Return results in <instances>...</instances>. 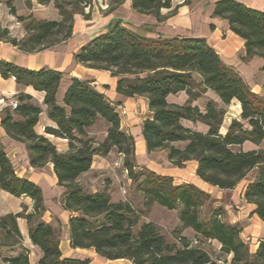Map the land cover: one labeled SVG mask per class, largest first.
Masks as SVG:
<instances>
[{"label": "trees", "instance_id": "16d2710c", "mask_svg": "<svg viewBox=\"0 0 264 264\" xmlns=\"http://www.w3.org/2000/svg\"><path fill=\"white\" fill-rule=\"evenodd\" d=\"M36 1L42 6L53 4L60 19L29 17L22 39H5L26 54L53 49L72 39L76 16L89 20L85 8H91L90 0ZM182 1L190 4L189 0ZM132 9L152 15L158 22L165 19L162 10H171L172 15L176 11L172 0H132ZM213 17L227 21L231 32L244 41L243 61L264 59V11L239 0H219ZM7 34L8 31H1L0 40ZM74 60L117 78L118 94L147 100L151 116L142 124V136L148 154L166 152L168 161L179 169L195 162L197 177L220 190H234L253 174L243 198L255 207L253 213L264 222V97L254 93L239 72L226 65L205 40L147 38L124 28L118 21L82 46ZM0 75L44 92L48 117L56 125L46 127L44 133L68 142V151L61 153L45 135L37 134L35 128L42 110L28 95L19 96L17 110L4 111L1 126L9 138L25 144L30 166L38 169L53 165L58 186L65 190L63 208L71 213L68 225L73 249H92L107 260H129L133 264H264V241L251 252L249 244L241 238L240 228L223 222L215 213H203L211 197L194 184L176 185L172 177L152 173L138 185L146 201L143 214L131 202H113L107 190L97 193L85 190L80 179L91 171L95 156L107 157L115 149L124 156L127 168H132L136 157L135 138L122 130L117 105L100 93L93 82L72 79L63 105H59L57 93L62 73L30 71L0 61ZM181 93L188 97L185 104L169 102V97ZM209 94L214 98L208 99ZM204 98L203 109L194 105ZM232 103L240 105V115L223 133L226 107ZM101 120L106 124L107 134L98 142L89 129ZM190 124H203L207 131L200 132ZM245 144L255 148L246 150ZM0 189L34 202L33 213L29 214L24 207L18 214L0 217L3 239L0 245L14 247L21 243L18 220L24 219L31 243L42 253L38 264L91 263L88 259L63 256L60 230L43 220L46 209L42 190L16 173L1 143ZM154 203L179 211L181 233L173 242L167 240L154 222L141 223L142 215L148 214ZM186 229L195 233L193 239L183 235ZM212 241L220 244L221 254L231 257L230 261L215 259L205 249ZM5 261L28 264L29 252L24 250L18 257Z\"/></svg>", "mask_w": 264, "mask_h": 264}, {"label": "crops", "instance_id": "0c3cea01", "mask_svg": "<svg viewBox=\"0 0 264 264\" xmlns=\"http://www.w3.org/2000/svg\"><path fill=\"white\" fill-rule=\"evenodd\" d=\"M219 0H214L212 4L209 6V8L205 11V15L203 16V10L199 11L198 13L194 15H190V13H180L177 16H173L171 18H167L163 14V11L161 12L162 16H165L166 18L163 19L162 22H158V20L152 16V15H143L140 14L132 9V0H125L124 3L119 6L116 10L113 12H105L104 15L101 14L100 11H98V17L95 18V16H92L91 20L84 21L86 24H96V26L87 27L85 28V31L83 34H85L84 41H81L79 43H75L73 47H71V42H74L76 38V34L80 33V31H76L77 33H74L73 38L70 39L68 42L63 43L53 49L45 50L42 52L34 53V54H26L22 51H20L18 48L14 47L13 45L3 42L0 40V61H5L9 64L15 65L19 68L27 69L30 71H41V70H53L57 71L63 74V80L61 82L60 88L57 93V102L59 105H63V98L64 95L69 88L71 84V80L76 78L83 81H90L93 82V85L96 87V89L105 95L111 102L117 105V109L120 107L122 103H128L133 99H142L144 100V104L147 108V116L143 119L146 120L151 116V113L148 109L147 100L142 97H135V98H128L121 94H118L116 91L117 87V78L111 77L110 73L104 72V71H98L94 69L86 68L80 64H77L74 60V55L79 51V49L84 46L85 44L89 43L96 37H98L101 33L105 32L109 26L115 22H121L122 26L140 36L147 37V38H195V39H201L205 40L221 57V59L224 61V63L228 66L234 67L241 77L244 79L248 87L256 94L264 97V71H262V68L264 67V59L259 57H254L250 60L243 61L242 59L246 56L245 48H244V41L240 39L238 36L233 34L231 30L229 29L228 22L222 19L214 18L213 17V11L215 7V3ZM172 2H177V0H172ZM241 2V1H240ZM243 3V2H242ZM179 9H182L184 5L179 3ZM38 7H44L40 4L37 5ZM186 6V5H185ZM184 6V7H185ZM103 11L105 9H102ZM258 10V9H257ZM36 10H33L31 12H35ZM263 11V10H260ZM138 16H143L146 18L148 24L152 26H160L157 28V32H137V30L133 29L127 24L128 18H136ZM176 19L178 21H195L200 23L202 21L204 27V31L202 33L193 32L190 30H185L184 33L180 32H173L174 35H165L167 33V30L162 27L165 23L172 19ZM45 20V19H41ZM54 21H58L55 19ZM83 21L75 19V26L78 28L81 27ZM101 22H104V25L97 26ZM102 24V23H101ZM213 27V30L211 29ZM75 29V28H74ZM172 33V34H173ZM91 34H93L91 36ZM91 36V37H90ZM110 87V89H109ZM110 92V93H109ZM20 95H28L32 97V102L41 108L42 113L39 118V123L37 124L35 131L39 135H45L58 149L59 152L65 153L68 151V142L67 140L55 138L50 135H46L44 133V130L46 127H53L55 128L56 125L54 122H52L47 114V107L44 104L45 99V93L36 91L31 86H26L22 84H18L14 78L4 79L0 75V100H10L11 98H14L16 100H19ZM176 97H179V100L181 101H175ZM188 97L186 94L181 93L177 96H171L169 97V102L173 104L183 105L186 103ZM194 105L199 106L201 109H203V106H201L198 102H195ZM239 108L240 105L238 104ZM4 110H0V143L5 149V152L7 153L9 159L12 161V163L15 166V163L19 160L23 159L24 162L27 165V169H25L23 172H18L16 169V173L27 180H30L31 182L35 183L37 186L40 187L43 193L44 198V205L46 212L44 214L43 220L51 224L54 228H58L59 225H61L63 234L61 236L60 241V250L64 257L69 259H76V260H90V262H94L95 260H99L100 264H133L129 260H107L105 258H102L96 254V252L92 249H73L70 242V231H69V219L71 217V213L66 211L63 208L62 205V197L64 195L65 190L58 186V180L57 177L53 171V165L47 164L43 168H32L29 164V158L28 153L25 144L17 142L9 138V136L6 134L5 130L1 126L2 117L4 115ZM118 112V110H117ZM119 113V112H118ZM240 115V112H239ZM122 120V119H121ZM142 122V124H143ZM103 123L106 127V124L104 121H98L93 127L89 129V134L91 136H94V128L97 126V124ZM142 124L140 126V138L142 140ZM191 127L197 129L200 132H206L207 127L203 124H197L192 125ZM121 128L123 131L127 132V130L124 129L123 121L121 124ZM128 133V132H127ZM107 132H104V138L106 137ZM130 134V133H128ZM132 135V134H130ZM133 136V135H132ZM134 137V136H133ZM138 150L139 152L145 153V142L144 146L142 144H138ZM255 147L251 144H245L246 150H252ZM137 153V152H136ZM153 154V153H152ZM138 156V155H137ZM21 158V159H20ZM106 157H100L95 156L94 162L91 168V172H94L95 170H99L101 168V160H104ZM193 163L194 167V174L196 175L197 170V164L195 162ZM49 171L50 178L51 179H45L43 172ZM175 168L171 169V173L177 174ZM89 173L83 175L80 179L81 184L84 186L85 190H87L90 193H97L101 191H105L104 187H101L99 184L95 185L93 187H86L85 183H83V179L85 176H87ZM197 177V175H196ZM197 182L200 183L202 190L209 192L210 190L219 189L217 187L210 186L209 184H206L202 182L200 179H195ZM252 180L249 179L244 187V191L248 183ZM236 189V188H235ZM234 189V190H235ZM222 191H232V190H222ZM244 194V193H243ZM242 194V196H243ZM112 201L114 202L113 195H111ZM243 198V197H242ZM244 199V198H243ZM123 201L125 202L126 199L121 198L117 200V202ZM245 201V200H244ZM246 202V201H245ZM247 204V203H246ZM251 210V213L253 215L254 224H249L243 228V231L241 232V238L247 243L251 238L253 241L256 240V246L254 247V251H256L258 244L260 241H264V222L261 221L256 214L253 213L255 207L253 205L247 204ZM27 208V212L33 213L34 212V202L32 199L22 196L20 198L14 197L10 195L9 193L3 191L0 189V217L8 215V214H18L22 212L23 208ZM18 227L19 231L22 236V241L20 244L14 246V247H5L0 245V260L1 259H7V258H16L18 257L24 250H27L29 252V263L28 264H38V261L42 257V253L40 249L36 246H34L28 235V225L26 220L19 219L18 220ZM177 227H181V223L178 220ZM190 230V231H189ZM184 230L183 235L188 237L189 239H193L195 237V233L189 229ZM185 232V233H184ZM188 232V234H186ZM216 242V241H215ZM218 243V242H217ZM219 248L220 244L218 243ZM12 255L13 257H7L8 255ZM231 258V257H230ZM106 260V261H105ZM229 259L228 261H230Z\"/></svg>", "mask_w": 264, "mask_h": 264}, {"label": "rangeland", "instance_id": "374dc122", "mask_svg": "<svg viewBox=\"0 0 264 264\" xmlns=\"http://www.w3.org/2000/svg\"><path fill=\"white\" fill-rule=\"evenodd\" d=\"M189 1L190 4L185 6L182 0H177V2H173V8L176 9L175 13L172 15L171 10H164L163 14L167 16V18H171L185 12L190 13V15H194L196 13H198L199 15V11H201L202 9V14L204 16L205 11L209 8L214 0ZM239 1L243 2L251 8L264 11V0ZM89 2L91 3V8H85V13L89 14V20H91L90 18L92 16H95V18L99 16L97 13L98 11H100L101 14L104 15L103 13L109 12L110 9L117 3L121 2V0H90ZM178 2L185 7L183 6L182 9H179L180 6ZM38 4L39 3L36 0H0V33L3 30L8 31V34L4 37L3 42H5V39L11 38L22 39L26 35L25 28L29 23V20H27L29 17H33L37 20L45 19L48 21L60 19L59 13L53 4L46 5L43 8L38 7ZM102 9L105 10L103 11ZM33 10L36 11L31 12ZM76 18L83 22L81 24V27L78 26L77 28L76 26H74V33H77L76 31H80V33L74 36V38L76 39L74 42H71V47H73L75 43L84 41L83 38H85L86 36L83 33L86 26H96V24H86L84 22L86 20L81 15L76 16ZM21 19H25V21H22ZM101 23L97 26L104 25V22ZM127 24L133 29L137 30V32L141 33L157 32V28L160 27L148 24L146 18L143 16H138L137 19L128 18ZM162 27L167 30V33H165V35H174L175 32L178 33L180 31L184 33L185 30H190L194 33H202L204 29H206L202 21H200V23L184 20L181 22L176 20L175 18L170 20V22L168 21L167 23H165ZM211 29L213 30V27H211ZM92 35L93 34H91V36ZM69 43L70 42H68L67 45H69ZM206 97L208 99L214 98L211 94ZM175 101H181V99L179 100V97H176ZM198 103L203 106L206 103V99H201L200 101H198ZM117 110L123 121L124 129L127 130L128 133L132 134L135 138L137 152L135 161L132 164V168H127L124 165V156L120 155L114 149L104 160H101V168L99 170H95L94 172H91L87 176L82 178L83 183L87 185L86 187H93L99 184L101 187H104V189L107 190L110 195H113L114 202H117V200L124 198L127 202H131L140 214H143L147 207L143 194L138 191V185L142 180L146 179L147 176L149 177V175H152V173H156L157 175L161 176L172 177L176 185L194 184L195 186L201 188L200 183L195 180L199 178L194 174L193 163H188L184 168L179 169L174 167L168 161L166 152H156L153 154H148L146 149L144 154L143 152H139L138 144H142L143 147H145L143 136H141L142 140L139 139L140 126L143 122V119L148 114L147 108L144 104V100L137 98L131 100L128 103H122ZM226 110L227 114L224 120L223 128L221 130L223 133L226 131L228 125L233 119L239 118L240 108L237 103H232L229 107H226ZM94 131L95 132L93 137H95L98 142H102L104 138V132L106 131L105 125L103 123L97 124V126L94 128ZM15 168L20 173L28 167L24 160L21 159L15 163ZM172 168H175L176 171H178L179 169L180 172H177V174H173L171 173ZM125 170L128 171V174L125 173ZM43 174L45 179H51L48 170L43 172ZM252 176L253 174H249L248 177L243 180L235 190L232 191L209 189V192L207 193L210 194L211 200L207 203L206 207H204L203 213H215L218 215L220 220L227 224L240 228L241 231H243V228L245 226L254 224L255 222L253 220L251 210L242 198L244 187L247 181L252 178ZM135 179L139 180L135 181ZM178 220V210L170 211L154 203L150 206V212L148 214L142 215L141 223L149 221L154 222L158 225L159 229L162 231V234L167 238V240L173 242V240L177 238L178 233H181V231H179V227H177ZM58 229L60 230L62 236L63 230L61 225H59ZM186 234H188V232H186ZM0 242H3V239L0 238ZM247 243L250 246L251 252H253L254 247L256 246V240L253 241L251 238L249 241H247ZM205 249L215 259L218 258L222 261L231 259L230 257H226L225 255L221 254L219 245L215 241L206 244ZM7 257L13 256L10 254ZM99 260H95L90 264H100ZM0 264L7 263L4 259H1Z\"/></svg>", "mask_w": 264, "mask_h": 264}, {"label": "built area", "instance_id": "2783aa9c", "mask_svg": "<svg viewBox=\"0 0 264 264\" xmlns=\"http://www.w3.org/2000/svg\"><path fill=\"white\" fill-rule=\"evenodd\" d=\"M18 107H19V102L14 98H11L9 101L5 99L0 100L1 111L4 109H10L11 111H15L18 109ZM125 173L128 174V171L125 170Z\"/></svg>", "mask_w": 264, "mask_h": 264}]
</instances>
